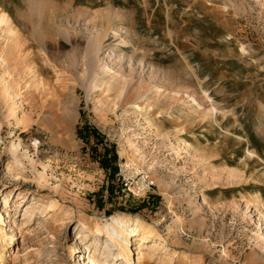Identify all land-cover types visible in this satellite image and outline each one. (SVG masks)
<instances>
[{"label":"rangeland","instance_id":"374dc122","mask_svg":"<svg viewBox=\"0 0 264 264\" xmlns=\"http://www.w3.org/2000/svg\"><path fill=\"white\" fill-rule=\"evenodd\" d=\"M0 13L2 264H127L89 231L119 215L157 232L133 264H264V0Z\"/></svg>","mask_w":264,"mask_h":264},{"label":"bare ground","instance_id":"6f19581e","mask_svg":"<svg viewBox=\"0 0 264 264\" xmlns=\"http://www.w3.org/2000/svg\"><path fill=\"white\" fill-rule=\"evenodd\" d=\"M5 15L4 14H1L0 13V24H3V23H8V18L5 19ZM101 43V42H100ZM99 45V44H98ZM109 68V67H108ZM106 67V70L105 71H102L104 73V75H107V76H110L111 79L115 78V81L112 82V84L108 83L109 87H111L109 90L110 91H113V90H116L117 89V86L120 85V83L122 82L120 80V78H117V72H112L111 68L108 69ZM104 70V69H103ZM104 83V82H103ZM107 84V85H108ZM108 88V87H107ZM120 88V86L118 87V89ZM160 89V88H159ZM118 91V90H117ZM116 91V92H117ZM143 91V89H142ZM160 91V90H159ZM115 92V91H114ZM141 92V91H140ZM109 93V92H108ZM122 93V92H121ZM137 93V91H136ZM135 93V89H130L128 91V94L126 95L127 96V99L128 102L130 103L129 105H132L134 103H136V101L134 102H130V100H132V96L135 97L136 95ZM142 95H138L137 94V97L139 96V98L141 100H137L138 101H142L143 99H149L148 95H147V91H143L141 92ZM135 94V95H134ZM149 94V93H148ZM151 96V95H150ZM164 96V95H163ZM161 94H160V98L163 97ZM151 98V97H150ZM159 98V97H158ZM163 100V99H162ZM161 100V101H162ZM127 102V103H128ZM132 103V104H131ZM139 104V103H138ZM136 105L135 108H137L139 111L141 108L139 105ZM197 103H194L193 105H196ZM198 105V104H197ZM135 106V105H134ZM200 106V105H199ZM21 108V105L18 104L17 106V111L16 113L18 112V109ZM143 108V107H142ZM135 110V109H134ZM142 110V109H141ZM21 111V110H20ZM136 111V112H137ZM141 112V111H139ZM15 113V114H16ZM142 113V112H141ZM14 114V115H15ZM18 114V113H17ZM174 117V116H173ZM195 117V116H194ZM175 119V118H174ZM180 131V130H179ZM183 132V131H182ZM188 144V143H187ZM189 145V144H188ZM191 145V144H190ZM192 146V145H191ZM14 147V145H13ZM189 147V146H188ZM187 147V148H188ZM16 149H13V151H15ZM142 190L146 188V185H143L142 187ZM141 190V189H140ZM254 197H258L259 198V195L258 193L254 194L253 195ZM253 197V199H255ZM250 199V197H248ZM252 198V196H251ZM187 201V200H186ZM189 202V201H187ZM186 203V202H185ZM190 203V202H189ZM179 204V203H178ZM182 205V204H181ZM252 205V204H251ZM87 216V215H86ZM83 219V218H82ZM104 221V220H103ZM3 224H4V220H3V217L2 215L0 214V236H2L3 234V231H4V227H3ZM89 231L90 233H93L95 235H107L108 238L115 244L116 247H118V259H124V261L127 263V264H133L132 263V250H131V239L133 237L135 238H138V241L141 243V246L145 245V243H147L151 238L155 237L157 232L155 230L154 227H147L145 224H144V221L139 217V216H128V215H119V216H113L111 217L110 219H107L105 220L104 223H100L99 221H95L93 222L92 224V227H89ZM170 234V233H169ZM87 238V236H85ZM134 245V244H133ZM140 245V244H139ZM138 245V247H139ZM139 250V249H138ZM141 250V249H140ZM139 250V253L138 255L140 256L139 257V260L141 258H143V253L142 251ZM138 252V251H137ZM137 254V253H136ZM138 257V256H137ZM2 258H3V254H2V251L0 249V264H2Z\"/></svg>","mask_w":264,"mask_h":264},{"label":"built area","instance_id":"2783aa9c","mask_svg":"<svg viewBox=\"0 0 264 264\" xmlns=\"http://www.w3.org/2000/svg\"><path fill=\"white\" fill-rule=\"evenodd\" d=\"M146 183V187H148V189L153 185V183L152 182H150V181H147V182H145ZM142 187V186H141ZM140 187V189L142 190V188ZM144 190V189H143Z\"/></svg>","mask_w":264,"mask_h":264},{"label":"trees","instance_id":"16d2710c","mask_svg":"<svg viewBox=\"0 0 264 264\" xmlns=\"http://www.w3.org/2000/svg\"><path fill=\"white\" fill-rule=\"evenodd\" d=\"M112 152H113L112 157L113 158H117V155H116L115 151L112 150Z\"/></svg>","mask_w":264,"mask_h":264}]
</instances>
